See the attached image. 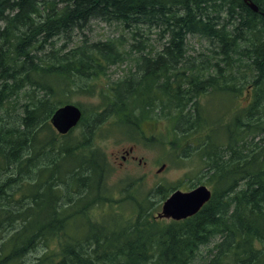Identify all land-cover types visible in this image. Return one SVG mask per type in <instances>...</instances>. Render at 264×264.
I'll return each instance as SVG.
<instances>
[{"label":"trees","instance_id":"16d2710c","mask_svg":"<svg viewBox=\"0 0 264 264\" xmlns=\"http://www.w3.org/2000/svg\"><path fill=\"white\" fill-rule=\"evenodd\" d=\"M251 1L259 12L242 0H0V107L27 85L48 96L18 121H0V264H264V0ZM94 18L122 24L134 39L142 25L160 31V51L131 44L135 71L101 81L105 108L93 121L138 130L165 119L170 145H191L182 153L201 163L211 190L191 217L158 219L147 198L123 216L105 196L106 163L92 138L58 136L47 121L59 85L88 77L77 94L92 96L100 74L124 58L120 40L51 47ZM188 35L211 46L198 64ZM171 189L158 188L159 200ZM97 208L104 214L92 218Z\"/></svg>","mask_w":264,"mask_h":264},{"label":"rangeland","instance_id":"374dc122","mask_svg":"<svg viewBox=\"0 0 264 264\" xmlns=\"http://www.w3.org/2000/svg\"><path fill=\"white\" fill-rule=\"evenodd\" d=\"M220 17L224 19L225 15L221 13ZM139 28L140 36L134 39L131 36V31L130 33L128 32L129 28L123 27L122 24L115 22L108 23L94 18L89 21L84 29L74 30L66 41L60 38L55 45L51 46L54 49H59L61 46L66 45L63 49L70 50L77 44H81L84 40L87 42H103L109 39L120 40L123 45L121 50L124 52V58L120 63L110 65L104 74H100V76H104V79L101 78L99 82L96 80L98 85H94V88L97 89L93 91L92 96L80 95L77 92L89 87L94 79L72 77L65 84L59 85L56 88L55 96L49 98L54 108L60 106L58 105L60 101L78 106L81 112L83 111L84 114H82L85 115L86 119L82 126L78 123L70 133L60 135L51 126L49 122L50 117L47 118V121L58 136L72 135L73 138H78L81 132H85V136L92 138V147L102 153L105 159L107 174L104 176L105 179L103 178L102 184L103 189L106 191L105 196L113 199L112 206L114 210L121 211L123 216L135 214L138 203H143L147 198L151 214L156 216L162 207V202L165 201L159 200V196L156 194L158 188L162 191H168L170 188H174L173 191L175 189L188 191L202 184L201 163L198 162L195 156L188 158V156L183 155L182 151L186 147L184 143L174 148L170 145L174 137L168 131L165 119L161 121L147 119L140 125L138 130L136 128L134 130L129 129L130 132L125 126L117 124V122L112 123L106 120L93 121L105 108L102 110L101 108L98 109L101 104V87L104 86L101 84V81L103 83H113L129 76L130 73L135 71L136 65L134 60L137 58L138 51L135 48L130 49V45L142 42L143 44L140 45L145 46L144 52H150L152 55L162 49L164 40L158 28H149L146 25L139 26ZM186 48L187 55L194 58H190L194 60V64H198L199 60H201L199 59V54L208 55L209 52L207 51L211 46L208 40L201 36L188 35L186 37ZM46 52V50L41 51L42 54ZM42 54H39V56ZM204 58H207V56ZM43 96L48 97L45 90L29 85L19 89L14 95L9 96L3 103V106L0 107V121L8 122V124L12 120L18 121L24 112L25 106L31 105L33 101ZM210 99L213 100L214 97ZM150 116H152L151 113ZM94 123L96 124L92 128V124ZM37 127L44 136V132H46L44 123L38 124ZM46 135L50 137L49 134ZM69 138H66L65 141ZM57 141H59L58 137ZM129 147H131V156L134 159L122 161L121 157L124 156ZM51 157L52 155L46 152L44 164L49 162ZM162 166L163 168H161ZM22 178L23 174L20 175L19 179ZM127 184L131 185L127 186ZM173 191L171 189L170 194ZM75 196L76 194L71 197V200ZM114 199L124 201L122 203L114 201ZM110 210L109 208L108 211ZM102 214L104 213L97 208L93 212L94 216L91 215V217H100ZM165 220L168 221L169 219L166 218ZM40 253L41 248L38 247L28 254L27 260L33 261Z\"/></svg>","mask_w":264,"mask_h":264},{"label":"water","instance_id":"95a60500","mask_svg":"<svg viewBox=\"0 0 264 264\" xmlns=\"http://www.w3.org/2000/svg\"><path fill=\"white\" fill-rule=\"evenodd\" d=\"M79 119V113L72 107L60 109L51 119L52 125L60 132H66ZM210 197L208 189L201 185L189 192H173L163 203L159 218L179 219L195 213Z\"/></svg>","mask_w":264,"mask_h":264},{"label":"bare ground","instance_id":"6f19581e","mask_svg":"<svg viewBox=\"0 0 264 264\" xmlns=\"http://www.w3.org/2000/svg\"><path fill=\"white\" fill-rule=\"evenodd\" d=\"M250 9H251V11H253V12H256L257 10H258V7H257V5L255 4V3H253L251 0H242ZM140 44V43H139ZM143 44V43H142ZM133 45H135L134 43H133ZM143 50V49H142ZM37 53V52H36ZM141 56V55H140ZM155 58V57H154ZM185 87V86H184ZM67 106H69V107H72V108H74L76 111H78V113H79V119H78V121L75 123V125H73V126H71L66 132H64V133H60L53 125H52V123H51V119L55 116V114L60 110V109H62V108H64V107H67ZM82 113H83V111L81 112V110H80V108L78 107V106H76V105H74V104H70V103H67V104H63V105H61V106H59L51 115H50V119H49V122H50V124H51V126L56 130V132L58 133V134H60V135H65V134H67L70 130H72L79 122H80V120L82 119ZM84 114V113H83ZM84 118V117H83ZM85 119V118H84ZM86 120V119H85ZM95 125V124H94ZM210 197H211V192H210ZM210 197L208 198V200H206L199 208H198V210L195 212V213H193V214H191V215H188V216H186V217H183V218H179V219H174V218H171V217H169V218H167V219H172V220H183V219H186V218H188V217H191V216H193L194 214H196L202 207H203V205L204 204H206L208 201H209V199H210ZM167 199V198H166ZM165 199V200H166ZM164 203V202H163ZM163 205V204H162ZM159 213V212H158ZM158 213H157V215H156V217L157 218H159L158 217Z\"/></svg>","mask_w":264,"mask_h":264},{"label":"flooded vegetation","instance_id":"af4514ba","mask_svg":"<svg viewBox=\"0 0 264 264\" xmlns=\"http://www.w3.org/2000/svg\"><path fill=\"white\" fill-rule=\"evenodd\" d=\"M256 12H259V8H258V10ZM260 14H261L260 17L264 19V12H260ZM132 150H133V148H132ZM131 152H132L131 151V147H129L128 151L124 154V156L121 157V160L122 161L133 160L134 158L131 156Z\"/></svg>","mask_w":264,"mask_h":264}]
</instances>
